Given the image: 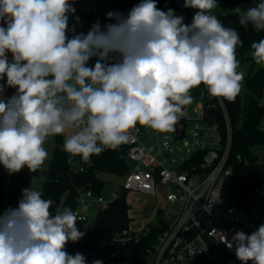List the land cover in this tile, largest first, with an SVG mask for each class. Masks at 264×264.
<instances>
[{
	"label": "clouds",
	"instance_id": "obj_1",
	"mask_svg": "<svg viewBox=\"0 0 264 264\" xmlns=\"http://www.w3.org/2000/svg\"><path fill=\"white\" fill-rule=\"evenodd\" d=\"M75 2L0 0V164L9 175L40 169L50 137L65 136L69 164L79 157L90 166L94 155L127 143L137 125L174 131L200 85L228 101L240 93L243 42L212 14L217 0H184L194 10L190 24L157 0H139L126 15L109 11L114 22L97 20L87 33L69 27ZM235 12L242 26L264 31V0ZM251 49L264 66V38ZM9 88L15 91L6 96ZM69 129L75 131L65 135ZM52 205L29 187L17 207L0 212V264H87L66 250L85 235L77 213L64 207L53 214ZM224 242L241 264H264V224Z\"/></svg>",
	"mask_w": 264,
	"mask_h": 264
},
{
	"label": "built area",
	"instance_id": "obj_2",
	"mask_svg": "<svg viewBox=\"0 0 264 264\" xmlns=\"http://www.w3.org/2000/svg\"><path fill=\"white\" fill-rule=\"evenodd\" d=\"M84 17L76 9L70 16L69 27H75L77 33H87ZM68 35L71 37L72 33ZM94 63L95 58L89 65ZM197 89L192 103L184 106L174 131L160 133L140 125L130 130L128 142L121 145L130 171L122 178L120 192L96 195L91 189L78 190L77 225L85 233L82 239H87L95 221L90 218V211L95 210L97 217L99 211L108 210L123 196L125 200L132 193L156 197L159 186L172 188L167 198L168 210L159 216L164 219L159 228L132 231L129 227L94 241V249L149 242L144 254L118 264H241L235 250L226 246L225 239L230 241L236 230L251 234L264 224V181L255 188L252 200L243 207L235 204L230 194L233 172L228 167L232 147L229 116L222 98L210 96L204 85ZM195 99L199 102L193 105ZM193 106L194 116H191ZM219 110L224 114L226 136L215 116ZM180 126L186 127L181 140L178 139ZM72 160L77 173L93 166V157L90 166L78 157ZM0 170L9 174L2 164ZM226 198H230L229 204ZM154 230L158 232L155 234ZM83 255L87 264L95 260L94 252Z\"/></svg>",
	"mask_w": 264,
	"mask_h": 264
},
{
	"label": "trees",
	"instance_id": "obj_3",
	"mask_svg": "<svg viewBox=\"0 0 264 264\" xmlns=\"http://www.w3.org/2000/svg\"><path fill=\"white\" fill-rule=\"evenodd\" d=\"M100 5L108 7V12L115 7L123 11L124 3L117 0H94ZM139 0H136L137 4ZM134 4V5H135ZM258 3H251L241 10H246L256 6ZM157 5L161 10L174 9L177 15L184 17V23L190 24L192 19L183 13V9L178 0H157ZM95 13L84 17L87 31L90 30L95 20H99L101 25L113 23L107 19V13ZM226 27L234 28L238 31L243 42L237 48V59L240 65L248 61L246 56L252 52L251 44L264 38V31L257 32L251 25L242 26L239 23L237 13L217 17ZM253 63L254 60L251 59ZM246 95L244 98L237 95L234 101L222 98L227 110L231 129L232 147L228 161V167L233 172V186L231 197L235 204L243 207L254 197L255 188L264 181V163H259L253 155V150L264 146V132L261 125L264 119V107L261 101L264 97V69L259 70L254 75L245 79ZM221 131L224 136L227 133V126L224 114L221 110L215 113ZM55 149L49 165L48 180L44 184L42 198L51 199L53 205L50 211L55 214L57 208H71L74 212L77 209L78 190L91 189L96 195H106V183L102 176H112L118 179L124 178L129 173L130 168L126 162V153L121 146L116 150H109L104 155L93 156V166L84 173L76 172L73 169V160L69 164V155L61 150L64 137L55 136ZM79 158V157H78ZM72 159V158H71ZM39 174L29 172L26 168L22 171L9 175L0 170V212L9 207L18 206V201L22 196V189L31 187L32 181ZM130 207L126 203L125 196L118 202L110 206L108 210L99 211L93 223V231L87 239H80L78 242H69L66 250L69 254L75 255L77 252L86 254L94 252L95 260L103 261V264H118L130 259H136L144 254L149 246L148 241L127 246H114L104 249L93 248L95 240L106 236L122 232L130 227ZM77 228L78 225H77ZM158 230H154L156 234Z\"/></svg>",
	"mask_w": 264,
	"mask_h": 264
},
{
	"label": "rangeland",
	"instance_id": "obj_4",
	"mask_svg": "<svg viewBox=\"0 0 264 264\" xmlns=\"http://www.w3.org/2000/svg\"><path fill=\"white\" fill-rule=\"evenodd\" d=\"M183 13H186L191 19L194 14L193 9L184 8L183 3L184 0H178ZM259 3L260 0H217V6L212 10V14L218 16H226L230 14H235V9L251 4V3ZM74 7L78 9L79 12L84 14V16H88L90 14L95 13H106L108 12V7L105 5H100L96 1L91 0L90 2H82L81 0H76ZM120 9L115 7L113 12H119ZM245 63L240 65L238 71H242L245 73V78L242 82L243 86L240 91V96L242 98L246 95L245 88V79H247L250 75H254L261 69H264V66L257 65L251 61V53L246 56ZM15 90L14 89H6L5 95L11 96ZM199 100L195 99L193 101V105L198 103ZM261 106L264 107V97L261 101ZM194 106L190 110V115L194 116L193 112ZM261 129L264 132V119L261 125ZM75 130L69 129L65 133V135H71ZM65 138V136L63 135ZM45 148L49 153V159L45 161L44 165L39 169V174L36 178L33 179L31 188L37 191L42 192L44 188V184L48 180L49 173V165L53 157L54 149H55V139L54 137L48 138L45 143ZM253 155L258 159L259 163H264V146L259 147L253 150ZM102 179L106 183V194L111 192H120V187L123 182V179H118L112 176H102ZM172 188L169 186H159L157 188L156 197L146 196L141 194H129L126 198L127 203L130 207V218L132 220L130 229L132 231H142L148 227L157 229L159 228V224L164 223V219L158 216L160 211L166 212L168 210V195L172 192ZM231 194V192H230ZM230 198H226V202L229 204Z\"/></svg>",
	"mask_w": 264,
	"mask_h": 264
},
{
	"label": "water",
	"instance_id": "obj_5",
	"mask_svg": "<svg viewBox=\"0 0 264 264\" xmlns=\"http://www.w3.org/2000/svg\"><path fill=\"white\" fill-rule=\"evenodd\" d=\"M97 20L94 21V23H96ZM93 23V24H94ZM198 89H193V92H192V96H194L196 93H197ZM185 130H186V127L185 126H180L179 127V136H178V139L181 140L185 137ZM163 212L160 211L158 213V216H162ZM89 216L92 220H95L96 218V215H95V210H92L89 212Z\"/></svg>",
	"mask_w": 264,
	"mask_h": 264
},
{
	"label": "crops",
	"instance_id": "obj_6",
	"mask_svg": "<svg viewBox=\"0 0 264 264\" xmlns=\"http://www.w3.org/2000/svg\"><path fill=\"white\" fill-rule=\"evenodd\" d=\"M120 3H124L123 11L127 14L128 11L134 6L136 0H117ZM121 12V11H119Z\"/></svg>",
	"mask_w": 264,
	"mask_h": 264
}]
</instances>
